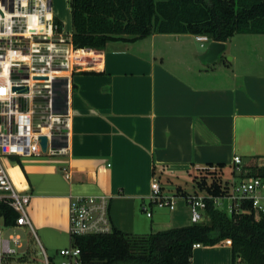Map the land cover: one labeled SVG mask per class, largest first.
<instances>
[{"label": "crops", "instance_id": "obj_1", "mask_svg": "<svg viewBox=\"0 0 264 264\" xmlns=\"http://www.w3.org/2000/svg\"><path fill=\"white\" fill-rule=\"evenodd\" d=\"M194 38L152 34L91 49L94 58L70 78L66 153L1 157L13 187L30 195L33 229L65 236L69 196L97 194L109 197L113 228L123 233L189 225L183 193L212 195L198 190L195 178L228 185L223 171H232L234 155L243 171L264 159L262 37L254 38L256 60L234 54L246 55L238 39L230 60L211 68L199 60ZM153 177L163 193L176 196L173 210L150 203ZM186 179L190 189L179 183ZM190 264H232L230 244L195 246Z\"/></svg>", "mask_w": 264, "mask_h": 264}, {"label": "built area", "instance_id": "obj_2", "mask_svg": "<svg viewBox=\"0 0 264 264\" xmlns=\"http://www.w3.org/2000/svg\"><path fill=\"white\" fill-rule=\"evenodd\" d=\"M51 7V0H0V264H83L79 247L71 244L58 249L57 262L41 245L40 249L18 251L21 239L16 229L24 227L34 239L28 215L30 195L13 187L1 161L3 156H53L67 150L63 139L68 137L70 126L71 74L86 67L94 54L90 48L73 46L71 33L63 29ZM195 39L201 46L211 42L205 34L195 35ZM40 136L47 140L44 152ZM232 174L238 178L230 180L221 194L182 197L192 223L205 218L209 199L229 215L253 212L264 218V176H241L238 155L233 156ZM149 201L158 208L173 210L176 196L163 193L153 177ZM142 208L150 216L148 209ZM10 212L14 217L7 220ZM5 229L11 232L5 235ZM112 230L108 196H69V237L103 235Z\"/></svg>", "mask_w": 264, "mask_h": 264}, {"label": "trees", "instance_id": "obj_3", "mask_svg": "<svg viewBox=\"0 0 264 264\" xmlns=\"http://www.w3.org/2000/svg\"><path fill=\"white\" fill-rule=\"evenodd\" d=\"M69 8L72 44L79 48L102 49L111 40L152 34H205L219 42L236 34H264V0H69ZM251 175L264 176V164H247L241 176ZM227 186L195 178V187L208 194H221ZM225 239L231 241L232 264H264V218L253 212L229 215L210 199L200 222L147 234L113 228L70 237V244L79 247L83 264H190L195 243Z\"/></svg>", "mask_w": 264, "mask_h": 264}, {"label": "rangeland", "instance_id": "obj_4", "mask_svg": "<svg viewBox=\"0 0 264 264\" xmlns=\"http://www.w3.org/2000/svg\"><path fill=\"white\" fill-rule=\"evenodd\" d=\"M51 6H52L51 7L52 13L61 22L63 29L67 32H71L72 25H71V18H70L69 0H51ZM258 35H261V36H258ZM243 37H247L245 41L243 40ZM256 37H262V41H264V34H236L232 38V40H230L231 42L229 41V44L226 47V49L223 51V53H221L218 56L217 60H221V59L223 60V58L226 61L230 60L231 58L230 54H232L230 53L231 46L238 39H240L238 40V42H243V43H240L243 46V49L244 48L247 49L246 55H240L238 52H234V54H238L241 60H247V61L256 60L255 59L256 54L254 53V49H256L254 46L257 45V42L254 40V38ZM195 43L197 45V49L200 52H204L207 49V46L209 44L207 42H204L203 43L204 45L201 46L200 42L197 41L196 39H195ZM218 62H221V61H218ZM212 63H206V64L209 65L210 68H211V65H214V64L219 65L217 62H215L214 64ZM258 164H264V159L259 160ZM223 172H224V175H223L224 179H228L230 181V180H236L238 178L236 174L235 175L232 174V171L230 170L229 167H225ZM215 178L217 179L218 176H215ZM181 180L185 181V179H181ZM186 180H187V183L181 182V181H179V183L182 184V186H184L185 189H190L192 185V183L190 182L191 180L189 179H186ZM10 232L11 230L5 229L4 234L8 235ZM16 232L20 235V239H21L20 246L18 248V251L20 253L26 250L35 249V247L37 249H40L39 245H41L45 249L46 253L49 256H51L55 262L59 260V256L57 254L58 249L61 247H66L70 245V239H69L70 237L68 234L64 236V235L54 233L52 231H41L34 227V236H33L34 239H31V235L28 233L27 229H25L24 227L16 229Z\"/></svg>", "mask_w": 264, "mask_h": 264}, {"label": "water", "instance_id": "obj_5", "mask_svg": "<svg viewBox=\"0 0 264 264\" xmlns=\"http://www.w3.org/2000/svg\"><path fill=\"white\" fill-rule=\"evenodd\" d=\"M225 43L219 41H211L207 49L199 55V60L206 63H212L218 59V56L224 51ZM17 88V87H14ZM46 137L40 136L41 150L44 152L46 148Z\"/></svg>", "mask_w": 264, "mask_h": 264}]
</instances>
